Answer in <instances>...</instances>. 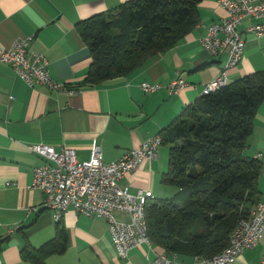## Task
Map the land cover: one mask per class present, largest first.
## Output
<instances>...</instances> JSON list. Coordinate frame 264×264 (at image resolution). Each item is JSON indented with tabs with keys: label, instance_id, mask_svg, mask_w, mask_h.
<instances>
[{
	"label": "crops",
	"instance_id": "crops-1",
	"mask_svg": "<svg viewBox=\"0 0 264 264\" xmlns=\"http://www.w3.org/2000/svg\"><path fill=\"white\" fill-rule=\"evenodd\" d=\"M123 1L0 0V46L30 35L29 48L43 53L50 75L76 89L66 94L42 85L29 86L9 65L0 62V264H35L21 260L19 248L24 242L38 246L54 232L50 211L42 206L45 194L30 187L31 168L41 160L27 150V144L72 148L77 160H85L96 143L104 161L116 160L168 125L184 105L201 95L203 85L222 66L224 54L209 55L200 38L205 27L223 18L225 11L216 0H200L198 21L172 47L125 75L93 85L81 83L90 55L74 23ZM256 22L264 23V15L258 20L244 18L237 26L243 38L242 55L235 66L226 69L228 81L264 69V31L256 35L245 30ZM176 77H182L186 85L168 94L165 86ZM141 81L160 86L143 92L138 87ZM243 153L249 157L261 154L256 201L264 202V98L255 110ZM165 168L166 146L160 145L154 159L143 160L118 184L130 193L148 190L150 199L160 197L166 188L159 182ZM112 214L121 220L129 218L124 211ZM60 219L67 234L66 246L61 252L47 254L43 264H146L156 253L174 254L187 262L193 256L165 251L149 240L119 257L104 217L84 216L68 207ZM259 263L264 264V230L231 264Z\"/></svg>",
	"mask_w": 264,
	"mask_h": 264
},
{
	"label": "trees",
	"instance_id": "trees-1",
	"mask_svg": "<svg viewBox=\"0 0 264 264\" xmlns=\"http://www.w3.org/2000/svg\"><path fill=\"white\" fill-rule=\"evenodd\" d=\"M199 1L125 0L76 21L75 31L90 55L81 83L93 85L125 75L172 47L198 21ZM263 98L260 69L200 95L159 130L161 145L166 146V168L159 182L175 190L144 204L152 243L172 253L212 257L229 241L235 226L247 219L257 202L262 161L243 149ZM66 240L59 218L51 237L38 246L21 245L20 258L43 264L47 254L65 248Z\"/></svg>",
	"mask_w": 264,
	"mask_h": 264
},
{
	"label": "built area",
	"instance_id": "built-area-1",
	"mask_svg": "<svg viewBox=\"0 0 264 264\" xmlns=\"http://www.w3.org/2000/svg\"><path fill=\"white\" fill-rule=\"evenodd\" d=\"M225 11V16L205 27L200 38L202 48L211 56L224 54L222 66L212 80L205 83L201 95L227 83L226 69L235 66L242 55L243 38L237 26L244 17L260 19L264 15V0H216ZM259 35L264 23L256 22L245 29ZM31 36L15 38L8 46H0V62L10 66L12 71L27 85H42L51 91L66 94L76 89L65 81L54 79L48 70V61L43 53L29 48ZM186 85L182 77L169 81L165 88L168 94H175ZM156 82L141 81L138 87L143 92L159 88ZM161 145L159 133L151 135L137 146L127 149L118 159L104 161L99 145L94 143L88 159L77 160L72 148L36 142L26 145L30 153L41 162L31 168L30 187L41 190L45 197L42 206L50 211L53 220L59 219L68 207L84 216L104 217L115 252L125 257L130 248L142 242H149L144 217V204L152 197L150 191L130 193L118 184L127 172L136 169L143 160L157 156ZM258 153L255 157H260ZM124 211L128 220L113 216V211ZM247 223L241 224L232 241L217 252L220 259L211 255H193L190 261H181L174 254L171 258H160L156 253L146 264H231L244 249L253 246L264 230V202L257 201L249 211ZM262 264V263H259Z\"/></svg>",
	"mask_w": 264,
	"mask_h": 264
},
{
	"label": "bare ground",
	"instance_id": "bare-ground-1",
	"mask_svg": "<svg viewBox=\"0 0 264 264\" xmlns=\"http://www.w3.org/2000/svg\"><path fill=\"white\" fill-rule=\"evenodd\" d=\"M138 220H144V217H136ZM247 223V219H243L241 220L233 229V231L231 232L230 236H229V241H232L234 236H235V232L238 231L241 227V224H246ZM158 257L160 258H171L168 255H164V254H158ZM211 259H220V252L214 256L211 257Z\"/></svg>",
	"mask_w": 264,
	"mask_h": 264
},
{
	"label": "rangeland",
	"instance_id": "rangeland-1",
	"mask_svg": "<svg viewBox=\"0 0 264 264\" xmlns=\"http://www.w3.org/2000/svg\"><path fill=\"white\" fill-rule=\"evenodd\" d=\"M244 18H248V17H244ZM243 18V19H244ZM256 20V19H255ZM241 22V21H240ZM167 189H173L174 190V188L172 187V186H166V188L164 189V190H162V192L160 193V197H168V196H170L171 194H172V192H173V190L172 191H170V192H167ZM166 191V192H165Z\"/></svg>",
	"mask_w": 264,
	"mask_h": 264
}]
</instances>
